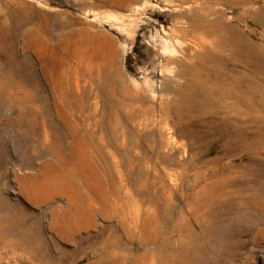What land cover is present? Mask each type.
I'll return each mask as SVG.
<instances>
[{"label": "rangeland", "instance_id": "374dc122", "mask_svg": "<svg viewBox=\"0 0 264 264\" xmlns=\"http://www.w3.org/2000/svg\"><path fill=\"white\" fill-rule=\"evenodd\" d=\"M263 15L0 0V264H264Z\"/></svg>", "mask_w": 264, "mask_h": 264}, {"label": "bare ground", "instance_id": "6f19581e", "mask_svg": "<svg viewBox=\"0 0 264 264\" xmlns=\"http://www.w3.org/2000/svg\"><path fill=\"white\" fill-rule=\"evenodd\" d=\"M100 2V1H99ZM105 2V1H104ZM104 4V3H103ZM98 7L99 6H103L102 5V3H98L97 2V4H96ZM263 18H264V15H263ZM263 24V23H262ZM233 31V30H232ZM240 31H238V33H239ZM237 33V32H236ZM45 39H44V42H48V40H50V38H51V36H52V33H51V31H47L46 33H45ZM224 40V39H223ZM235 40V39H234ZM243 41H244V39H243ZM237 43V42H236ZM48 44V43H47ZM253 50V49H252ZM251 52V51H250ZM254 54V53H253ZM259 58V57H258ZM240 82V81H239ZM250 110V109H249ZM169 111V110H168ZM237 118V117H236ZM223 121V120H222ZM239 121V120H238ZM234 124H236V121L234 122ZM228 126V125H227ZM226 126V127H227ZM250 131V130H249ZM259 136V135H258ZM254 138V137H253ZM252 139V138H251ZM250 139H247V138H245L244 140H242L241 141V147L243 148V149H245L246 151L247 150H250V151H253V150H255V149H257V148H259V147H261V146H263V144H264V136L263 137H261V138H258V139H252V140H250ZM239 143H240V141H239ZM256 151V150H255ZM258 157H260L259 156V154L257 155ZM262 171V170H261ZM170 259V258H169ZM168 260V259H167Z\"/></svg>", "mask_w": 264, "mask_h": 264}]
</instances>
